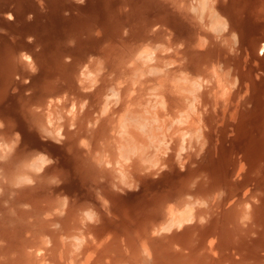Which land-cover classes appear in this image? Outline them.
<instances>
[{
	"label": "bare ground",
	"instance_id": "obj_1",
	"mask_svg": "<svg viewBox=\"0 0 264 264\" xmlns=\"http://www.w3.org/2000/svg\"><path fill=\"white\" fill-rule=\"evenodd\" d=\"M0 264H264V0H0Z\"/></svg>",
	"mask_w": 264,
	"mask_h": 264
},
{
	"label": "rangeland",
	"instance_id": "obj_2",
	"mask_svg": "<svg viewBox=\"0 0 264 264\" xmlns=\"http://www.w3.org/2000/svg\"><path fill=\"white\" fill-rule=\"evenodd\" d=\"M5 31V30H4ZM3 30H2V32L1 33H3L4 32ZM6 32H4L3 34H5ZM11 38H13L12 36H10Z\"/></svg>",
	"mask_w": 264,
	"mask_h": 264
}]
</instances>
